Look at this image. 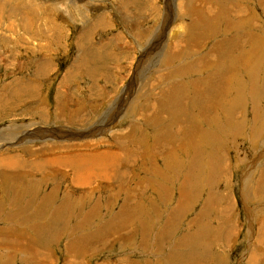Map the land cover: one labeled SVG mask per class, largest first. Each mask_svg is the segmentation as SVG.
Instances as JSON below:
<instances>
[{"label":"rangeland","instance_id":"obj_1","mask_svg":"<svg viewBox=\"0 0 264 264\" xmlns=\"http://www.w3.org/2000/svg\"><path fill=\"white\" fill-rule=\"evenodd\" d=\"M111 1L0 0V172L16 156L27 182L0 178V264H264V0ZM74 153L84 188L28 168ZM49 192L64 219L27 217ZM67 221L64 254L41 249Z\"/></svg>","mask_w":264,"mask_h":264},{"label":"bare ground","instance_id":"obj_2","mask_svg":"<svg viewBox=\"0 0 264 264\" xmlns=\"http://www.w3.org/2000/svg\"><path fill=\"white\" fill-rule=\"evenodd\" d=\"M128 1H132V0H122L121 1V3H127ZM132 4V3H131ZM0 6H1V4H0ZM126 10V9H125ZM219 10V9H218ZM4 11V10H3ZM37 11V10H36ZM124 12V11H123ZM4 13V12H3ZM37 13V12H36ZM205 13V12H204ZM0 14H1V12H0ZM1 16V15H0ZM42 16V15H41ZM207 16V15H206ZM213 16V15H212ZM212 16L210 17V16H208L206 19H207V21L210 19V18H212ZM44 19V18H43ZM46 19V18H45ZM135 19V18H134ZM213 19V18H212ZM51 20V19H50ZM44 22V24H45V26L43 27H38L35 31H34V33H37V34H40V35H44L47 39L50 37L51 39H53V40H55L56 42H57V39H56V37H59V34H56L57 32V30L55 29V25H53V29H55V32L56 33H49V32H47V28H46V26H47V23H46V21H43ZM207 24V23H206ZM52 25V24H51ZM91 26V25H90ZM59 33V32H58ZM36 34V35H37ZM189 34V33H188ZM55 37V38H53V36ZM56 35V36H55ZM28 37V36H27ZM187 39V38H186ZM18 41H20L21 43H26V44H29L28 43V41H21V39H18ZM54 41V42H55ZM230 41V40H229ZM79 42V41H78ZM80 43V42H79ZM49 44V43H48ZM50 45H48V47H49ZM217 46V49L220 47L219 45H216ZM216 46H215V48H216ZM3 51H6L5 50V48H4V50H0V55H1V53H3ZM91 55L90 56H88V57H86L87 59H88V61L91 63H94L93 65H96V64H99L98 62H99V60H100V58L99 57H96L93 53H90ZM2 56V55H1ZM78 56V55H77ZM78 57H81V56H78ZM77 57V58H78ZM76 58V59H77ZM84 60L85 61V57H82V58H80V60ZM80 60L78 61V65L76 66V68H79V66H80ZM95 67V66H94ZM98 67V66H97ZM45 70H47L46 68H44V67H40L39 69H37V73L39 74L40 72H44ZM73 69H72V71H70V70H67V72L66 73H68V75H69V77H72V75H73ZM42 76H44V75H42ZM66 76V75H65ZM24 86V85H23ZM15 89V88H14ZM25 89V88H24ZM23 89V90H24ZM18 91L20 90V87L17 89ZM224 92V91H223ZM16 93H17V91H11V92H9V94H10V97L9 98H14L15 97V95H16ZM222 95V94H221ZM220 95V96H221ZM239 97V96H238ZM219 98V97H218ZM8 98H4L3 100H2V103L3 104H5V101L7 100ZM16 99V98H15ZM218 101V100H217ZM220 101V100H219ZM230 102V101H229ZM130 103V102H129ZM221 103V102H220ZM223 103V102H222ZM233 103H234V101H233ZM217 104V103H216ZM231 104V103H230ZM128 105H130V104H128ZM224 106V105H223ZM225 107V106H224ZM75 120V119H74ZM200 134H201V132H200ZM52 146V145H51ZM67 146V145H66ZM71 147V146H70ZM73 147V146H72ZM71 147V148H72ZM163 149H165V148H163ZM158 150H160V148L158 149ZM124 152V151H123ZM79 153H74V154H70V155H68L67 157H65L66 155H64V156H60V157H55V156H53L52 158H50V159H44V160H42L41 162H36V161H31V165L32 166H30V168L31 169H33V170H36V171H39V172H42V170L44 169H46V167L45 166H47V165H49V166H51V168H53L52 170L56 173L57 172V169H60L61 171H62V173L60 174L59 173V171H58V173L60 174V176H58V180H61V181H63V180H66V178H67V174H68V172L70 173V175H71V177L69 178L70 180H71V183H72V185L73 186H77V187H79V188H81V187H86L87 185H89L90 184V181H91V173H90V171L92 170V171H95V170H93V169H91V167H87V166H83V164H84V162L82 161V160H80V162L81 163H77L78 161H77V159H74V157H76L77 155H78ZM92 154V156H93V154L94 153H91ZM110 154V153H109ZM114 154V153H113ZM119 154H122V153H120L119 152ZM62 155V154H61ZM80 155V154H79ZM78 155V156H79ZM87 155V154H86ZM86 155H84V156H86ZM100 155V154H99ZM123 155V154H122ZM77 156V157H78ZM105 156H107V155H105ZM116 156V155H115ZM79 157H81V156H79ZM86 157H89V154H88V156H86ZM123 157V156H122ZM124 157H125V154H124ZM71 158H73L74 160H72ZM85 158V157H84ZM90 158V157H89ZM92 158V157H91ZM7 160H5L6 161V164H8V166H3V167H7V168H12V169H17L18 167H19V163H20V160L16 157V156H12V157H8V158H6ZM86 159H88V158H86ZM96 159V158H95ZM90 161L92 160V159H89ZM88 160V161H89ZM106 160V159H105ZM87 161V160H86ZM85 161V162H86ZM93 161V160H92ZM100 161V160H99ZM83 162V163H82ZM106 163H107V160L105 161ZM86 164V163H85ZM53 165H56V167H53ZM59 165V167H57ZM88 165H90V164H88ZM94 165V164H93ZM103 165H104V163H103ZM91 166V165H90ZM107 167V166H106ZM54 168H56V170H54ZM71 168V169H70ZM106 169V168H105ZM51 170V171H52ZM0 171H1V169H0ZM46 171V170H45ZM63 172H65V173H63ZM1 173V172H0ZM107 174V173H106ZM106 174L104 175V176H102V177H106ZM47 175H50V174H47ZM66 177V178H65ZM65 178V179H64ZM189 178H190V186L188 185V182H189ZM105 179H107V177L105 178ZM185 179V181H184V188L182 189V194L184 195V196H186L187 195V187L188 188H190L191 186H192V184H191V182H192V179H191V177L190 176H187L186 178H184ZM108 180V179H107ZM57 181V180H56ZM64 182V181H63ZM70 183V182H69ZM186 184H187V187H186ZM196 184V183H195ZM81 186V187H80ZM56 189V188H55ZM55 189H53V191L55 190ZM189 190V189H188ZM193 191V189H191V193H196V192H192ZM69 191H67V193H68ZM56 193V192H55ZM69 194V193H68ZM72 195V194H71ZM189 197V196H188ZM64 199H65V197H64ZM177 205H179V203L177 204ZM48 211V210H47ZM125 211V208L124 209H121L120 210V212H124ZM64 211L63 210H60V209H57V210H55V211H53V212H51L50 214V216H52V215H58V214H61V213H63ZM179 212V213H181L182 211H181V209L178 207V206H175L174 208H173V211L171 212V215L173 216L172 218H176L177 216H180V214H177V213ZM47 213V212H46ZM46 216V215H45ZM190 234V233H189ZM185 237H186V235H184L182 238H181V240H185ZM180 244V243H179ZM191 245V244H190ZM44 257V256H43ZM69 262H70V260H69ZM74 262V261H73ZM70 263H72V262H70Z\"/></svg>","mask_w":264,"mask_h":264},{"label":"crops","instance_id":"obj_3","mask_svg":"<svg viewBox=\"0 0 264 264\" xmlns=\"http://www.w3.org/2000/svg\"><path fill=\"white\" fill-rule=\"evenodd\" d=\"M21 168H22V170H24V172L26 171V169L24 168V165H22V166H19L17 169H13V172H15V171H17V170H20L21 172H20V174L17 176V177H13V176H11V173L12 172H5V173H0V178L2 179L3 177H6L7 178V182H10V180H11V178H15V179H13V181H18V179H20L21 180V182H22V184L23 185H26L25 183H27L26 182V180L24 179L25 178V175H26V173H24V172H22V170H21ZM29 169H31L30 167H28ZM23 173V174H22ZM39 173H41V172H39ZM201 178L202 179H205V176L203 175V172H202V174L200 173V175H199V182H198V185L200 184V181H201ZM41 183V182H40ZM28 187H29V185H27ZM198 188V187H197ZM19 195V193L17 192L16 193V195L15 196H18ZM34 195V194H33ZM1 196V195H0ZM12 196H13V194H12ZM64 197H65V199H64ZM63 198H62V201L59 203L58 201L60 200V198H58V196L57 195H52V192H49V193H47L46 194V196L44 197V198H42L39 202H38V205H37V207L35 208V210H34V212H33V214H28L27 213V217L28 216H32V215H34V217L33 218H39V217H36L35 215H39L38 213L39 212H43V209H42V207L47 203V202H49V208H52V212L53 211H55V210H57V209H60V210H63V211H65L66 210V208L68 207V205L71 207V202H70V200H69V197L68 196H64ZM190 201H191V199L187 202V204L189 203L190 204ZM56 202H58V204H56ZM34 204V202H32V203H30V199L28 200V202H27V206H28V208H29V205H33ZM187 204H186V206H187ZM76 206V205H75ZM74 205L72 206V207H75ZM69 207V208H70ZM24 208V207H23ZM23 208H22V210H23ZM48 208V209H49ZM173 209V208H172ZM71 214H72V212H70ZM68 215V214H67ZM67 215H66V217H67ZM170 215H171V213H170ZM39 216H41V217H45V215L43 216V215H39ZM63 216L62 215V213L61 214H58V215H56V216H50L49 217V219L50 220H60L61 219V217ZM69 216H71V215H69ZM172 216V215H171ZM65 217V216H64ZM172 218V217H171ZM198 223V222H197ZM34 225V222L33 223H31L29 226H27V229L30 231H32V232H34L33 231V229L32 228H28V227H32ZM172 226L173 225V223L171 222V220L167 223V226ZM35 230H37V231H39V229L38 228H35ZM79 232H86V230H78ZM28 232V231H27ZM48 232L49 231H47V232H42L40 235H37V236H35V232H34V235H33V237H34V239L35 238H46L47 239V241L48 242H46V244L45 245H41V249H43V250H46V251H48V252H50L51 254H53V255H56L57 253H59V250L61 249L62 250V254L61 255H63L64 253H63V248H61L62 246H60L59 248H58V246H56L55 245V243H58L57 241V237H56V234H57V232L59 233V231H57V230H55V232H54V236H52V235H49L48 234ZM71 232V230H63L62 231V233L61 234H59V236L61 237H63V234H64V238H65V235H67L68 233H70ZM75 233L74 235H78V234H80V233ZM76 236H74V237H72V238H75ZM59 237V238H60ZM67 237V236H66ZM50 239V240H49ZM39 241L40 240H38V242L37 243H39ZM31 242V241H30ZM63 243V242H62ZM84 244V243H83ZM69 245H70V247L71 246H74V248L76 247V243H74L73 241H71L70 243H69ZM55 249H57V252L55 251ZM75 250V249H74ZM28 253H30V254H33V256H35L34 255V253H32V252H29V251H27ZM55 264H57V261H55Z\"/></svg>","mask_w":264,"mask_h":264}]
</instances>
